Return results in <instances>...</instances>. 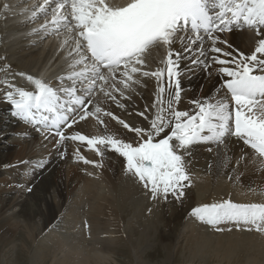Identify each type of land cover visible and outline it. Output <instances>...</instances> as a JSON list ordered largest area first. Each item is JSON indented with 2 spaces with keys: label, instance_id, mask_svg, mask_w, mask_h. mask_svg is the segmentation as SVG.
<instances>
[{
  "label": "snow or ice",
  "instance_id": "6c2138e0",
  "mask_svg": "<svg viewBox=\"0 0 264 264\" xmlns=\"http://www.w3.org/2000/svg\"><path fill=\"white\" fill-rule=\"evenodd\" d=\"M37 12L51 16L42 30L63 36L61 48H68L70 71L58 77L59 88L32 76L27 79L34 91L5 81L14 90L4 97L14 116L43 129L46 139L58 137L57 149L70 140L86 143L100 157L108 151L119 154L126 173L138 178L151 199L165 201L170 195L177 201L186 195L191 185L187 158L199 143L220 145L235 138L253 151V163L264 166V0H43L33 18ZM245 29L256 38L250 53L236 49L234 54L219 46L233 47L222 33ZM159 45L166 50L159 62L163 66L145 70V53ZM214 66L222 79L217 95L193 99L194 112L178 110L182 77L197 69L210 72ZM138 77L157 82L148 128L133 127L102 108L98 99L102 96L123 108L117 94L130 99L126 92L141 84ZM148 111L146 106L138 115L148 119ZM101 115L117 120L139 139L127 142L111 134L69 135L64 130L89 117L103 126ZM76 151L84 163L103 166ZM44 163L36 161L35 167ZM191 215L217 232L225 230L220 225L232 223L264 234V203L224 200L194 207Z\"/></svg>",
  "mask_w": 264,
  "mask_h": 264
},
{
  "label": "bare ground",
  "instance_id": "6f19581e",
  "mask_svg": "<svg viewBox=\"0 0 264 264\" xmlns=\"http://www.w3.org/2000/svg\"><path fill=\"white\" fill-rule=\"evenodd\" d=\"M5 3L9 5L8 9H4ZM34 3L35 0H0V44L3 51L0 53V58L14 57L9 63H1L0 70L6 66L14 73L16 72L19 79H16L15 83L19 85L22 84L21 82H25V86H27L25 88L28 91L35 90L34 84L27 79L28 76L42 79L58 88L60 86L58 77L66 75L70 71V59L66 58L68 48L67 46L61 48L62 35H57L48 44H46L47 42L42 43L43 35L38 32L42 29L37 30L36 27L49 21L51 16L47 13L37 12L35 18H30L32 12L37 11ZM43 31L48 34L47 38L56 36L55 33L49 34L45 30ZM28 36H34L35 43L31 40L27 41ZM221 38L227 40L228 44L233 47L219 46L223 47L225 51H233L234 54H236V49L244 51L246 54L250 53L256 39L254 32L247 29L222 33ZM17 42L19 45L14 48ZM10 48L14 51H11ZM165 55L166 50L162 45L150 49L145 53V70L153 71L162 67L163 65L159 62L164 59ZM138 78L141 79V84L133 86L138 91L126 92V96L130 99L121 98L117 94V99H120L124 104L123 108L111 101H105L102 96L98 99L102 108L111 111L133 127L148 128L155 111L151 106L157 92V82L152 77ZM64 83L69 82L65 80ZM221 83L222 79L217 76L215 66L210 72L197 69L195 72L188 73L182 77L183 91L175 107L180 111L194 112V105L190 102L197 98L216 96ZM4 85L2 82V86H0V233L15 234L16 228L23 224L27 227L31 237L37 238L43 232L48 233V237L54 236L57 248L52 252L44 251L42 256L44 261L51 260L53 257L52 260L55 264L91 262L93 264L94 260L96 263L99 259L111 258L109 252L105 254L102 252L106 248L102 247L101 251L93 249L87 252L84 244H74L69 238H66L68 235H65L70 231L64 229H66L67 223L71 222L70 220L73 222L74 218L81 217L79 208L81 204H84V198L87 196L92 199L96 195L95 185H93L94 178L104 184L107 183V186H110L115 192V197L125 198L133 193L136 182L129 173H126L124 158L111 151L100 157L86 143L79 141L67 140L57 149L54 145L58 137L48 136L46 139L43 129L37 130L38 126L31 125L13 115L14 110L5 99L4 93L14 89ZM3 86L6 88L1 89ZM146 106L149 108V111L145 113L148 119L138 115L145 111ZM101 118L105 122L103 126L98 121L96 123L88 118L74 125L71 130H64L69 135L77 131L88 136L111 134L127 142H136L139 139L135 133L126 130L117 120L103 115ZM6 134L14 135L16 138L4 142ZM77 149H79V155L90 161L102 163L103 166L96 167L91 163H84L78 159ZM191 152V156L187 158V166L197 194L203 195L212 186L213 190H227V194L234 197V203H264V166L253 163V151L242 141L229 138L220 145L203 142L195 145ZM61 153H64L63 156ZM241 156H245V159L241 160ZM40 160L45 161L44 166L35 167V162ZM26 164L31 168L32 174L23 185L20 178ZM107 186H104L105 190L108 189ZM29 188L31 191L28 190ZM187 195L191 197L192 191ZM111 198L112 195L105 199H109L107 204L104 202L106 209L98 205L93 211H90L96 214L92 215L90 219L94 228L108 227L112 224L111 218L115 216H112V213L115 214V212L112 207L114 200ZM99 202L102 201L99 200ZM182 209L184 208L181 205H177L175 210L183 216L185 214ZM37 218H41L42 221L36 222ZM239 231L225 233V235H222L223 232H221L222 236L217 235L230 237L229 243L226 245L227 248L225 247V254L229 255L234 251V248L237 250L242 245L243 247L250 244L252 246L263 245L264 247V234L251 231L250 234L245 235Z\"/></svg>",
  "mask_w": 264,
  "mask_h": 264
},
{
  "label": "rangeland",
  "instance_id": "374dc122",
  "mask_svg": "<svg viewBox=\"0 0 264 264\" xmlns=\"http://www.w3.org/2000/svg\"><path fill=\"white\" fill-rule=\"evenodd\" d=\"M42 32V43L47 42L46 44H48L49 41L57 37V35H53L54 37L47 38V35ZM26 40L35 43L34 36H28ZM18 43L14 48L19 45ZM10 50L14 51L11 48ZM1 52H3L2 47L0 48ZM13 58L11 56L1 57L0 64L9 63ZM2 71L0 72V86L3 82L4 86L7 87L5 81L8 79V83L26 90L25 82H21L22 84L19 85L15 83L16 79H19V76L15 74L16 72L14 73L6 66ZM4 76L6 80H4ZM23 80L25 81V79ZM4 86L1 89L6 88ZM135 90L138 91V89ZM89 118L97 123L95 117ZM11 138L16 137L6 134L4 142L10 141ZM27 166L30 168L29 165ZM27 166L22 169L23 174L21 173L20 182L23 185L32 174L31 168L28 169ZM26 172L28 173L26 174ZM129 174L135 180L136 187L133 193L125 198L115 197V192L110 186H107V183L104 184L94 178L93 185H95L96 195L92 199L87 196L84 198V204H81L79 208L80 218H74L73 222L72 220H70L71 222L67 221L69 223L64 230L70 231L65 235H68L66 238H69L71 242L84 244L87 252L93 249L101 251L103 247L106 248L102 251L104 254L110 253L109 257L111 258L101 259L102 261L99 259V263H94V260L93 264H264V251H261L264 249L263 245L252 246L250 244L251 246L248 245L250 247L244 246L246 249L242 245L237 250L234 248V251L229 255L225 254L230 237L228 235L227 237L220 236L239 230L246 235L250 234L251 231L237 229L232 223H227V226L226 224L220 225L225 229L221 235V232L215 231L211 225L191 215L192 208L203 204L219 203L224 200L234 202V197L229 196L227 190H213L210 186V189L203 195L197 194L191 180V185L185 188L186 195L181 200L177 201L171 195L166 201L162 199L153 200L150 192L143 187L138 178L131 173ZM103 185L107 186L108 189L105 190ZM190 191H192L191 197L187 195ZM98 192L99 195H97ZM110 194L112 195L111 199L114 200L112 207L115 208H113L115 214L112 213V216H115L111 218L112 224L109 225L110 227L94 228L90 219L92 215L96 214L90 211H93L98 205L106 209L109 199H105L107 196H111ZM177 205H181L186 210L182 209L185 215L181 216L175 210ZM41 221V218L36 219V222ZM229 227L232 229L231 231H228ZM29 234L27 227L23 224L16 228L15 234L0 233V264H55L52 260V254H50L51 260L48 259L47 261H44L42 254L46 250L52 252L57 248L56 238L54 236L48 237L46 232L41 233L37 238L31 237ZM110 236L111 238H109ZM86 264H92V262Z\"/></svg>",
  "mask_w": 264,
  "mask_h": 264
}]
</instances>
